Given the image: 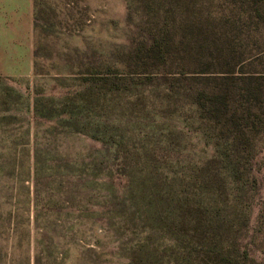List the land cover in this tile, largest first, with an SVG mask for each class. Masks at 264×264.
<instances>
[{
	"label": "rangeland",
	"instance_id": "1",
	"mask_svg": "<svg viewBox=\"0 0 264 264\" xmlns=\"http://www.w3.org/2000/svg\"><path fill=\"white\" fill-rule=\"evenodd\" d=\"M32 24L34 72L0 77V264H264V0Z\"/></svg>",
	"mask_w": 264,
	"mask_h": 264
},
{
	"label": "crops",
	"instance_id": "2",
	"mask_svg": "<svg viewBox=\"0 0 264 264\" xmlns=\"http://www.w3.org/2000/svg\"><path fill=\"white\" fill-rule=\"evenodd\" d=\"M32 15L33 0H0V77L34 72Z\"/></svg>",
	"mask_w": 264,
	"mask_h": 264
},
{
	"label": "trees",
	"instance_id": "3",
	"mask_svg": "<svg viewBox=\"0 0 264 264\" xmlns=\"http://www.w3.org/2000/svg\"><path fill=\"white\" fill-rule=\"evenodd\" d=\"M34 6H35V18L37 19L38 9L40 10V0H34Z\"/></svg>",
	"mask_w": 264,
	"mask_h": 264
}]
</instances>
